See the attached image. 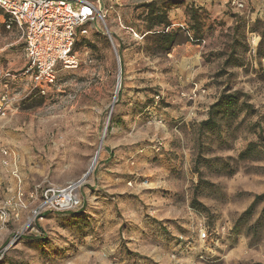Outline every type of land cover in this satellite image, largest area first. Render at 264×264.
I'll use <instances>...</instances> for the list:
<instances>
[{
    "label": "rangeland",
    "instance_id": "rangeland-1",
    "mask_svg": "<svg viewBox=\"0 0 264 264\" xmlns=\"http://www.w3.org/2000/svg\"><path fill=\"white\" fill-rule=\"evenodd\" d=\"M163 3L170 51L144 7L126 19L106 3L113 43L98 20L46 96L30 93L22 44L0 57L15 75L0 264H264V20ZM2 21L0 48L16 41ZM77 182L79 207L36 217Z\"/></svg>",
    "mask_w": 264,
    "mask_h": 264
},
{
    "label": "built area",
    "instance_id": "built-area-1",
    "mask_svg": "<svg viewBox=\"0 0 264 264\" xmlns=\"http://www.w3.org/2000/svg\"><path fill=\"white\" fill-rule=\"evenodd\" d=\"M232 5L238 11L248 10L247 0H232ZM0 12L6 29H15L20 35L25 58L22 75L30 80L31 95L46 96L56 85L61 67L69 70L79 67L76 43L90 34L98 20L105 24L113 43L106 24L108 13L103 11L102 0H0ZM130 31L135 39L146 36L140 37L134 30ZM14 79L15 75L0 64V117L6 116L13 104L10 82ZM2 154L9 156L7 150ZM80 186L77 182L65 189L47 191L44 202L36 209V217L47 211L66 213L75 210L81 202L78 196ZM18 194L21 199L23 194ZM9 219V206L5 205L0 208V221L7 223Z\"/></svg>",
    "mask_w": 264,
    "mask_h": 264
},
{
    "label": "crops",
    "instance_id": "crops-1",
    "mask_svg": "<svg viewBox=\"0 0 264 264\" xmlns=\"http://www.w3.org/2000/svg\"><path fill=\"white\" fill-rule=\"evenodd\" d=\"M153 1L156 2L172 1L176 3L182 2L186 6L191 5L194 6L196 9H203L215 18L223 17L226 11H228L229 6H231L232 4V0H106V3L107 5H111L109 6V8L111 7V9L118 10L117 11L118 15L120 14L121 17L124 16V18L128 19L127 17L130 12H134L135 10H137V8H140L138 10H141L142 5L151 3ZM247 2H248V10H249V15L247 17L248 24L254 23L257 19L264 20V0H247ZM106 3L105 0H103L102 2L103 9ZM234 10L240 13V11H238L235 7ZM0 18H2L3 20L2 24L4 25V17L2 16V14H0ZM124 29H128V31L133 30L130 27L129 28L124 27ZM9 33L16 38V41L14 43L6 45L4 48H0V53H1L0 57H2L3 59L6 58L8 59L7 48H11L12 46H14V44H22L20 42V35L15 29L9 31Z\"/></svg>",
    "mask_w": 264,
    "mask_h": 264
},
{
    "label": "trees",
    "instance_id": "trees-1",
    "mask_svg": "<svg viewBox=\"0 0 264 264\" xmlns=\"http://www.w3.org/2000/svg\"><path fill=\"white\" fill-rule=\"evenodd\" d=\"M160 3L161 2L153 1L148 4H144L142 7H144L147 10L148 16H150V29H151L150 31L153 32L152 35L157 36L156 37L157 43H160L161 49L165 51H170L173 48V46L177 43V40L179 39L178 32H165L163 30H160V32H158V30L156 31L153 30L156 27H167L168 28L171 26V23L168 17V11L160 10V7H159ZM181 3L182 2L176 3V2L170 1V2H165L163 4H181ZM188 6L191 7L192 10H196V13H198L199 10L205 11L203 9H196L194 6H191V5H188ZM196 13L193 15L195 19H196ZM77 43H76V46H77Z\"/></svg>",
    "mask_w": 264,
    "mask_h": 264
},
{
    "label": "bare ground",
    "instance_id": "bare-ground-1",
    "mask_svg": "<svg viewBox=\"0 0 264 264\" xmlns=\"http://www.w3.org/2000/svg\"><path fill=\"white\" fill-rule=\"evenodd\" d=\"M99 155H100V153H99ZM97 161H98V160H96V161H95V164H94V166H93V169H94V167L96 166V164H97Z\"/></svg>",
    "mask_w": 264,
    "mask_h": 264
}]
</instances>
